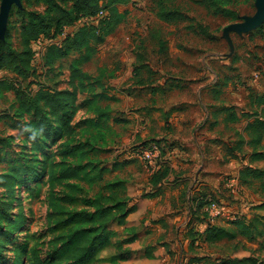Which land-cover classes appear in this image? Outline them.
Listing matches in <instances>:
<instances>
[{"label":"crops","instance_id":"obj_1","mask_svg":"<svg viewBox=\"0 0 264 264\" xmlns=\"http://www.w3.org/2000/svg\"><path fill=\"white\" fill-rule=\"evenodd\" d=\"M135 1L141 0L119 5V12L125 14L123 22L99 45L97 56L83 66L84 72L101 83L97 93L126 106H118L117 115L109 110L111 127L114 117L124 119L117 123L123 133L109 148L115 162L136 165L133 176L137 174L138 180L133 203L139 206L128 217V225L136 227L138 237L121 249L118 241L125 235L114 238L100 254L99 264H178L181 258L187 264H209L229 256L219 253L221 243L228 239L195 242V233L204 234L209 224L227 225L223 217H211L205 206L196 210L200 198L219 199L231 216L252 219L243 202L250 194H230L229 199L226 181L239 177L245 167H255L247 142L242 149L234 147L242 137L248 139L245 129L250 118L232 120L230 108L244 107L258 83L245 78L244 71H232L229 62L210 60L208 56L215 54L209 50L210 43L207 47L186 46L185 36L203 34L201 29L185 25L186 20L166 22L156 14L157 30L151 35L157 37V49L146 48L149 45L134 49L116 41V32L133 16ZM232 28L245 27L234 23ZM106 51L111 58L98 59ZM6 73L1 71L0 78ZM260 90L264 92V88ZM248 111L240 110L238 115ZM146 141H159L167 167V174L157 184L151 179L160 168L147 165L137 152V146ZM140 178L144 182L139 183ZM146 193L154 196L143 198ZM233 253L229 257H237ZM116 255L123 258L113 261Z\"/></svg>","mask_w":264,"mask_h":264},{"label":"trees","instance_id":"obj_2","mask_svg":"<svg viewBox=\"0 0 264 264\" xmlns=\"http://www.w3.org/2000/svg\"><path fill=\"white\" fill-rule=\"evenodd\" d=\"M28 7L43 6V10L33 9L26 15L27 21L23 23L20 38L22 49L20 51H9L8 42L10 31H6L5 37L0 35V72L6 71V74H16L3 76L0 78V98L7 102V108L0 112L2 118H10L7 123L9 128L19 132L24 130L28 134V127L31 132L25 136L24 141L32 142L35 150L44 151L51 136L70 135L74 126L72 121L83 106L90 105V101L80 106L78 99L82 92H86L85 80L92 82V77L84 72L83 66L91 61L98 54V47L103 43L106 37L114 32L125 18V14L119 12V5H125L130 0H21ZM157 15L161 20L166 22H181L189 20L188 15L181 11L169 8L164 1H160L157 8ZM106 11L107 15L97 21H91L90 18L97 16L100 11ZM20 12H23L20 10ZM73 28L70 32L61 37L65 29ZM58 40L48 44L45 54L41 57L42 67L46 74L59 75L57 83L62 82L63 60L70 59L69 78L65 87L60 84H47L42 82L37 85L33 81L28 84H36L34 89H28L22 76L27 70L36 72L37 65L33 63L34 51L32 44L39 39ZM58 75H55L56 68ZM58 78V77H57ZM48 79V81H49ZM41 82V81H40ZM50 82V81H49ZM98 82V81H97ZM100 83V82H99ZM101 84V83H100ZM92 86V85H91ZM91 92L94 90L91 87ZM13 93V102L9 103L7 95ZM11 93V94H12ZM96 96L105 97L104 93H96ZM107 97V96H106ZM250 105L257 106L264 111V92L252 91L250 95ZM111 98V97H107ZM232 120H239L243 117H254L249 121L245 132L248 139L242 137L236 144L235 148L242 149L243 144H247L252 149L250 156L251 162L264 159V114L259 110L250 109L248 112H242L238 115L239 107L230 108ZM11 113V114H10ZM7 115H10L7 116ZM29 115L30 119H26ZM12 117V118H11ZM6 119V120H7ZM5 121V119H3ZM109 109H98L95 117V126H99V133L103 134L104 130L111 128ZM124 119L114 117V123L123 122ZM19 133L18 136L19 137ZM14 138V134H9ZM58 139V138H57ZM147 142V141H146ZM143 142V143H146ZM159 143V141H156ZM0 139V161L2 153L5 150ZM89 141L82 146H90ZM77 148H82L76 145ZM75 146V147H76ZM138 147V146H137ZM29 157H27L28 159ZM26 163H15L10 170L1 173L0 186L5 188L9 195H14L16 187L26 184L33 179L32 163L36 159L30 157ZM113 168L119 166V162L114 163ZM165 164V163H163ZM58 173L51 170L50 180H56L64 183L62 196L55 197L51 194L49 207L51 212L48 214V220H55L57 225H61L63 230L59 237L55 239L54 252L56 264H93L97 261V256L101 250L110 246L113 239L125 235V239L118 243V248L132 244L138 237L136 227L128 225V217L134 213L139 206L135 201L134 187L127 180H115L107 183L105 195L102 191L96 193L93 198L83 197L84 188L81 187L80 181L95 183L104 179V173L110 169L111 163L100 165L93 160L85 164L76 165L67 163L62 160L59 164ZM47 166L39 175L43 177L46 174ZM167 174L166 165H161L160 169L153 174L151 182L157 184ZM243 180L249 178L264 177V170L248 166L240 171ZM264 189V181H263ZM154 193L143 194V198H152ZM196 210H201L210 201V198L202 197ZM217 200V199H213ZM84 201V205L93 209L89 211L83 208L79 211H66V203ZM8 218V219H7ZM5 224H2V221ZM26 221V215L20 212L14 219L7 216V207L3 205L0 214V236L10 237L23 227ZM227 226H216L209 224L204 234L195 233L194 241H205L215 243L223 238L228 240L236 239L243 236L248 240H256L264 237V217H255L248 220L246 217H239L235 220H227ZM229 226V227H228ZM126 233V234H125ZM134 233V234H132ZM122 234V235H121ZM264 249V241L262 242ZM123 258L122 255H116L113 261ZM34 264H54L52 261L45 260L40 256L37 249L33 250ZM220 260V259H219ZM19 260H16L17 264ZM221 264H264V261L258 262L254 256L250 257H223ZM208 264V262H205ZM209 264H212L209 262Z\"/></svg>","mask_w":264,"mask_h":264},{"label":"rangeland","instance_id":"obj_3","mask_svg":"<svg viewBox=\"0 0 264 264\" xmlns=\"http://www.w3.org/2000/svg\"><path fill=\"white\" fill-rule=\"evenodd\" d=\"M160 1H164L166 6L179 10L184 15L187 13L189 20L186 19L185 25L191 26L192 30L201 29L203 31L204 35L194 33L193 35L189 34L185 36L184 42L186 41V46L191 44L193 47L196 45H204V47H207L210 43L211 46L209 50L215 52V54L208 56L210 60L229 62L230 64L228 67H232V71L236 73H239V71L242 73L244 71L246 73L244 76L245 78L252 77L253 80L257 81L258 84H255L253 90L257 89L259 91L264 88V19H261L264 17V12H262L264 10L260 11V0L135 1L136 5L133 7V16L126 18L125 22L116 32L118 37L115 40L121 43L125 42L129 47H134V49H139L140 46L143 48L145 45H149L146 46V48L155 47V49H157V37L155 39L151 35V32L157 30L156 13ZM33 9L43 10L44 7H28L21 0H12L11 3L6 6L5 0H0V33L5 37L6 31H10L8 42L9 51H20L22 49V41L20 38L21 28L23 23L27 21V13ZM121 9L124 10V7H121ZM20 10L23 12H20ZM234 23H240L245 28L242 30H235L232 28ZM55 41L58 40L50 41L49 39L43 38L42 41L32 44L34 51L33 63L37 65V70L33 72L29 69L22 72V76L25 77V85L28 89H34L37 85H41L42 82H46L47 84L51 83L53 85L60 79L57 74L58 67L56 71L53 72L55 75H58V78L55 76L54 80L49 79V77L52 78L53 76L52 74H46V70L42 67L40 60L43 53L45 54L48 44ZM121 52H123V50ZM101 58L108 60L111 58V54L106 51L102 53V56L98 59ZM68 63V61L64 62L62 68L64 73L62 76L63 80L61 83H57L58 85L60 84L62 88L66 86L69 78L70 72ZM94 69L95 67H92L90 70L93 71ZM4 75H14L18 77L16 74L12 73ZM92 79V82L85 80L86 92H82L78 99V102L81 103L80 106L86 104L87 101H90V105L83 106L77 111L72 121V125L74 126L73 132L70 135L61 134L59 137L51 136L44 151L40 149L35 150L32 146V142L24 141L25 136L31 132V128L28 127L25 129L28 131L26 135L24 134V130H19V132L12 130L7 124L10 123L8 121L11 119L2 118L3 115L0 113V139H2L1 145L5 147L1 156L2 160L0 161V174L10 170L15 163H26L31 159V156H34V159H36L32 163L33 179L22 186L16 187L14 195H9L8 191L0 186V214L3 205H5L7 207V216L10 219H14L20 212L26 215L25 224L21 229L8 238L0 236V264H16V260H19L17 264H34V249L39 251L42 258L54 263L55 239L60 236L61 233L59 231L63 230V227L57 225L55 220H48V214L51 212L49 199L52 193H54L56 198L62 196L64 183H60L56 180L51 181L49 174L51 170L58 173L60 168L59 164L62 160L76 165L85 164L89 160H93L100 165L106 164V162L112 164L110 169L113 170L105 171L102 181L90 183L88 181L78 180L81 187L84 188V194L81 195L80 198H93L99 191H102L106 195L108 193V191H105L107 183L119 179L127 180L132 183L134 187L133 193L135 196L137 195V174L133 176L136 171V165H127V163L118 161L119 166L116 169L113 168L115 165L114 159L116 160V158L111 156L109 147L113 144L114 140L118 139L120 134L123 133L121 125L114 123L111 128L105 129V132L101 134L98 130L99 126H95L94 123L98 109H105L108 106L107 109L112 111V114H116L118 106H121V108H125L126 106H123L121 100L116 102L107 98L109 96H96L97 91L101 88V84L97 82L95 78ZM30 81H33L37 85L28 84ZM91 87L94 88L92 92ZM11 93L9 94L8 92V94H6L9 103L13 102V93ZM250 98L249 95L248 101L244 107L237 106L239 107V111L248 108L249 110L252 109V111L259 110L260 113L262 112L264 114L261 108L250 105ZM132 106L135 107V105H131L130 107ZM240 107L242 108L240 109ZM5 108H7V102L0 98V112ZM7 116L10 117V115ZM253 118L254 117H251L249 121H253ZM3 119H5V121ZM26 119L29 120L30 116L27 115ZM247 119L248 117L244 118L245 121ZM18 133L20 134L19 137H17ZM9 134H14V138H11ZM245 134H247V132H245ZM87 141L91 143L89 144L90 146H82ZM76 145H80L82 148H77ZM231 150L233 151L234 149L231 148ZM27 157L29 158L27 159ZM253 164L256 168L264 170V159L255 161ZM45 165L47 166L46 174L43 177L35 176L43 171ZM140 179L141 181H139V183L144 182V178ZM232 179H235L236 182L239 183L234 189L236 192H232L229 187V181ZM263 181L264 177L243 180L240 175L236 178L230 177L226 181L228 185L227 189L231 191L229 192V199L231 198L230 194H240L243 197L250 194L247 196L248 198H245L243 201L245 203L247 202L246 207L250 218H255L256 216L258 218L264 217ZM219 202L221 201L219 200ZM83 208H87L91 212L93 211V209L84 205V201L80 203H66V211H79ZM230 215L232 214L227 211L225 216H221L225 224H228L227 220H234L233 217L228 218ZM5 223L6 222L3 220L2 224ZM119 237L120 236H118L117 239ZM263 241L264 237L256 240H248L243 236H238L231 241L225 240L222 242L220 240L218 242L222 243L219 253L224 256H230L231 253L234 254L233 252H236L239 258L254 256L258 262H262L264 261ZM119 242L120 240L118 243ZM234 245L236 246L234 247ZM102 251L103 250L99 252L97 261L93 264H99V256ZM210 263L221 264L219 259L212 260ZM178 264L187 263L181 258Z\"/></svg>","mask_w":264,"mask_h":264},{"label":"built area","instance_id":"obj_4","mask_svg":"<svg viewBox=\"0 0 264 264\" xmlns=\"http://www.w3.org/2000/svg\"><path fill=\"white\" fill-rule=\"evenodd\" d=\"M107 15V12L102 10L100 11L97 16H94L91 19V21H97L100 18H104ZM71 29H65L61 37L66 36ZM42 41V39H39L35 41L34 43H38ZM53 41V40H50ZM48 42V41H46ZM137 152L141 159L152 168H160L161 165L164 163V159L162 156V149L160 147V144L156 141H147L146 143H141L137 147ZM239 183L236 182L235 179H232L229 181V187L232 190V192H236L234 189L238 186ZM210 202L205 205V210L210 214L211 217L217 218L221 216H225L227 214V208L225 204H222L219 202V200H213L210 199ZM233 217V219H237L234 216H228V218Z\"/></svg>","mask_w":264,"mask_h":264},{"label":"water","instance_id":"obj_5","mask_svg":"<svg viewBox=\"0 0 264 264\" xmlns=\"http://www.w3.org/2000/svg\"><path fill=\"white\" fill-rule=\"evenodd\" d=\"M11 1H12V0H5V5L8 6V5L11 3ZM260 8H261V7H260ZM261 10H264V6H262V8L260 9V11H261ZM262 12H264V11H262ZM262 12H261V14H262ZM0 35H1V33H0ZM1 36H2V35H1ZM2 37H3V36H2Z\"/></svg>","mask_w":264,"mask_h":264},{"label":"bare ground","instance_id":"obj_6","mask_svg":"<svg viewBox=\"0 0 264 264\" xmlns=\"http://www.w3.org/2000/svg\"><path fill=\"white\" fill-rule=\"evenodd\" d=\"M264 6V0H260V7Z\"/></svg>","mask_w":264,"mask_h":264}]
</instances>
